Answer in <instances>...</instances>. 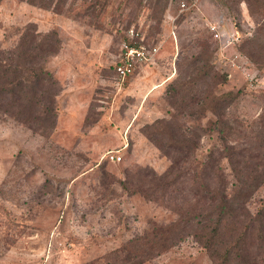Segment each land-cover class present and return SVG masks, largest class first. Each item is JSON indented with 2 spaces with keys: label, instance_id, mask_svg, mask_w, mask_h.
Here are the masks:
<instances>
[{
  "label": "rangeland",
  "instance_id": "obj_1",
  "mask_svg": "<svg viewBox=\"0 0 264 264\" xmlns=\"http://www.w3.org/2000/svg\"><path fill=\"white\" fill-rule=\"evenodd\" d=\"M258 1L250 10L245 0H51L46 8L0 0V49L34 29L55 31L60 42L46 63L60 88L51 133L0 113V264L212 263L188 227L167 249L143 252L146 244L140 250L129 242L165 231L178 210L196 208L200 191L187 177L198 174L191 168L210 151L226 180H235L212 105L231 91L225 118L235 130L252 136L264 123V0ZM132 24L160 50L120 81L113 65ZM158 119L199 136L185 163L189 172L163 189L158 176L171 155L145 133ZM164 136L167 148L172 141ZM263 202L264 182L248 207Z\"/></svg>",
  "mask_w": 264,
  "mask_h": 264
},
{
  "label": "trees",
  "instance_id": "obj_2",
  "mask_svg": "<svg viewBox=\"0 0 264 264\" xmlns=\"http://www.w3.org/2000/svg\"><path fill=\"white\" fill-rule=\"evenodd\" d=\"M28 1L45 8L50 7L51 2ZM245 2L252 10L259 1ZM59 47L55 31L39 34L34 29V34H20L13 48L0 49V113L42 135L50 134L56 123L55 102L60 88L46 63ZM234 96L231 91L220 94L212 109L216 111L218 131L224 143L221 154L231 165L235 180L230 183L226 180L218 158L210 151L200 166L191 168L198 174L187 177L194 180L193 188L200 191L195 193L199 195L196 208L178 210V220L162 228L168 229H158L151 238L139 236L130 241L129 246L141 250L146 244L147 249L143 252L151 251L155 246L159 250L167 249L181 239L188 227L190 235L206 249L211 264H264V202L255 211L248 207L250 198L264 182V123L252 136L235 130L225 118V109L234 101ZM172 123L158 119L145 128L147 136L161 151L171 155L169 169L158 176L162 181L159 189L174 185L189 172L190 167L185 163L190 161L199 137L192 129ZM161 124L168 126L169 133L163 132ZM161 134L172 141L167 148H163ZM234 134L235 138L229 142ZM252 138L256 139L255 145ZM169 148L175 154H170ZM188 190L192 191V188H186V192Z\"/></svg>",
  "mask_w": 264,
  "mask_h": 264
},
{
  "label": "built area",
  "instance_id": "obj_3",
  "mask_svg": "<svg viewBox=\"0 0 264 264\" xmlns=\"http://www.w3.org/2000/svg\"><path fill=\"white\" fill-rule=\"evenodd\" d=\"M181 5L184 7L185 4L182 3ZM212 28L214 29V26ZM218 35L216 32L215 37ZM159 50V43L146 42L140 29L134 24L130 25L125 29L119 45L117 60L113 65L115 77L124 81L135 72L138 66L155 61ZM109 158L119 160L121 157L111 153Z\"/></svg>",
  "mask_w": 264,
  "mask_h": 264
},
{
  "label": "crops",
  "instance_id": "obj_4",
  "mask_svg": "<svg viewBox=\"0 0 264 264\" xmlns=\"http://www.w3.org/2000/svg\"><path fill=\"white\" fill-rule=\"evenodd\" d=\"M158 54H159V52H158ZM158 54H157V55H158Z\"/></svg>",
  "mask_w": 264,
  "mask_h": 264
}]
</instances>
